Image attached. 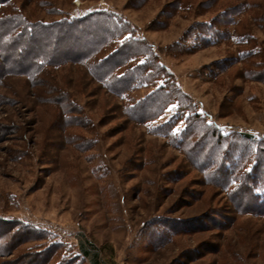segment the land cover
Returning a JSON list of instances; mask_svg holds the SVG:
<instances>
[{"label": "rangeland", "instance_id": "1", "mask_svg": "<svg viewBox=\"0 0 264 264\" xmlns=\"http://www.w3.org/2000/svg\"><path fill=\"white\" fill-rule=\"evenodd\" d=\"M1 10L43 23L112 13L168 77L122 98L74 64L1 78L0 264H264V169L252 170L264 162V0H12ZM171 85L179 104L150 107L146 121L126 115ZM195 151L216 162L193 163ZM243 185L252 200L237 194Z\"/></svg>", "mask_w": 264, "mask_h": 264}, {"label": "trees", "instance_id": "2", "mask_svg": "<svg viewBox=\"0 0 264 264\" xmlns=\"http://www.w3.org/2000/svg\"><path fill=\"white\" fill-rule=\"evenodd\" d=\"M11 1L0 0V8L7 7ZM0 14V59L3 62L0 65V80L5 75L34 79L46 68L74 64L84 68L94 82L118 98L137 87H154L162 80L163 85L166 84L165 78L168 75L157 62L151 47L143 40L127 37L131 33L129 25L112 13L96 12L77 19L51 23L30 22L17 12L12 16H4L1 10ZM13 57L16 59L12 60ZM175 94L180 93L172 85L170 89L160 86L147 98L131 104L126 115L134 122L151 119V108L161 103H180ZM181 98L185 99L183 95ZM193 125L191 121L187 127V136L179 147L185 152L193 148ZM219 150L216 152L224 155ZM200 157L205 161V166L216 162V159L212 160L206 154L201 155L195 151L193 163ZM262 169L264 162L259 161L252 168L255 173ZM247 175L241 174V181L250 185L251 179L255 177ZM226 180L225 177L223 184ZM237 194L252 200L247 186H241ZM247 203L250 207L251 202ZM83 253L86 255L87 251L83 250Z\"/></svg>", "mask_w": 264, "mask_h": 264}]
</instances>
